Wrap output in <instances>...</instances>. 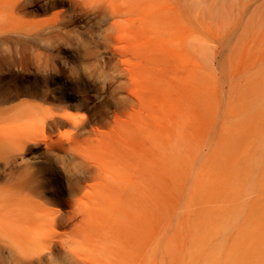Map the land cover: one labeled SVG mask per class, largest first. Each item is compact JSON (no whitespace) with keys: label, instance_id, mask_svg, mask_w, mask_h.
Instances as JSON below:
<instances>
[{"label":"rangeland","instance_id":"374dc122","mask_svg":"<svg viewBox=\"0 0 264 264\" xmlns=\"http://www.w3.org/2000/svg\"><path fill=\"white\" fill-rule=\"evenodd\" d=\"M0 264H264V0H0Z\"/></svg>","mask_w":264,"mask_h":264},{"label":"clouds","instance_id":"9594fccd","mask_svg":"<svg viewBox=\"0 0 264 264\" xmlns=\"http://www.w3.org/2000/svg\"><path fill=\"white\" fill-rule=\"evenodd\" d=\"M97 81L101 84V87H104V86H106L107 83H109L107 81H99V80H97Z\"/></svg>","mask_w":264,"mask_h":264}]
</instances>
